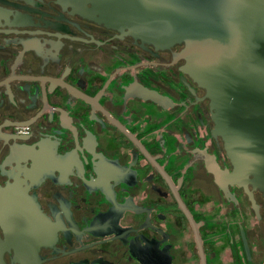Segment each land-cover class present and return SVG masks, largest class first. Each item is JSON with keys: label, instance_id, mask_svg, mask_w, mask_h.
I'll return each instance as SVG.
<instances>
[{"label": "flooded vegetation", "instance_id": "af4514ba", "mask_svg": "<svg viewBox=\"0 0 264 264\" xmlns=\"http://www.w3.org/2000/svg\"><path fill=\"white\" fill-rule=\"evenodd\" d=\"M183 49L0 0V264H200L185 208L207 264L263 262L264 196L208 170L233 165Z\"/></svg>", "mask_w": 264, "mask_h": 264}, {"label": "water", "instance_id": "95a60500", "mask_svg": "<svg viewBox=\"0 0 264 264\" xmlns=\"http://www.w3.org/2000/svg\"><path fill=\"white\" fill-rule=\"evenodd\" d=\"M89 1L109 26L127 28L159 48L184 45V70L206 91L214 133L233 165L231 172L208 170L224 191L228 184L243 186L258 210L254 190L264 196V0ZM185 212L200 264H207L200 223ZM243 240L248 250L244 234Z\"/></svg>", "mask_w": 264, "mask_h": 264}, {"label": "built area", "instance_id": "2783aa9c", "mask_svg": "<svg viewBox=\"0 0 264 264\" xmlns=\"http://www.w3.org/2000/svg\"><path fill=\"white\" fill-rule=\"evenodd\" d=\"M261 264H264V260H263V262Z\"/></svg>", "mask_w": 264, "mask_h": 264}]
</instances>
